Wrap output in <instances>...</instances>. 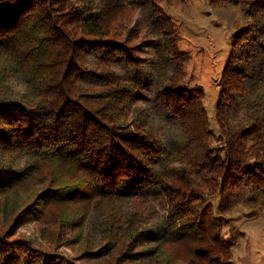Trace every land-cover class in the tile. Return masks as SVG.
Instances as JSON below:
<instances>
[{
	"label": "trees",
	"instance_id": "1",
	"mask_svg": "<svg viewBox=\"0 0 264 264\" xmlns=\"http://www.w3.org/2000/svg\"><path fill=\"white\" fill-rule=\"evenodd\" d=\"M176 1L0 0V264L237 263L236 213L257 214L246 198L264 209V0H208L242 12L213 120L161 6ZM150 33L176 63L162 89L181 131L170 144L138 106Z\"/></svg>",
	"mask_w": 264,
	"mask_h": 264
},
{
	"label": "rangeland",
	"instance_id": "2",
	"mask_svg": "<svg viewBox=\"0 0 264 264\" xmlns=\"http://www.w3.org/2000/svg\"><path fill=\"white\" fill-rule=\"evenodd\" d=\"M208 0H177L174 5L162 2L161 6L171 17L181 36L179 46L189 53L187 63V82L191 85L201 84L205 87L208 98L211 119L215 116V103L219 97L217 82L224 66L225 56L228 51V37L236 20L242 17L241 10L235 5L220 4L213 7ZM140 13L135 19V25L143 21L145 30L152 24L141 6L136 5ZM148 41L142 51V57L148 60L152 69V80L149 93L142 98L138 106L143 114L151 116L154 129L164 143L170 144L175 139L181 138V131L174 119L167 113L166 102L163 95V82L167 83L176 71V63L165 56L162 44L157 43L158 37L154 33L148 35ZM122 76H129L128 70L122 62L116 67ZM161 80V82H160ZM22 84L13 83L12 89L20 91ZM216 124L214 123V126ZM257 214L247 215L250 210L246 205H241L237 211L236 224L243 232L240 236L239 248L236 252V264H264V209H258L249 198ZM39 225H31L25 231L31 238ZM87 234L96 243L100 240L99 219L92 216L88 223ZM61 251L70 259L74 255L62 247ZM76 264H91L85 260H75Z\"/></svg>",
	"mask_w": 264,
	"mask_h": 264
}]
</instances>
